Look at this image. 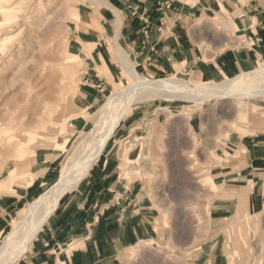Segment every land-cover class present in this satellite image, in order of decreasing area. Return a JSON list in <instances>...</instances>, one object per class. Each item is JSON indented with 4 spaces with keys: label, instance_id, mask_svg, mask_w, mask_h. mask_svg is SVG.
Returning <instances> with one entry per match:
<instances>
[{
    "label": "rangeland",
    "instance_id": "1",
    "mask_svg": "<svg viewBox=\"0 0 264 264\" xmlns=\"http://www.w3.org/2000/svg\"><path fill=\"white\" fill-rule=\"evenodd\" d=\"M102 10L87 0H0V244L29 202L69 170L61 173L69 150L91 130L107 98L135 83L112 48L118 69L88 43L86 33L100 32ZM206 25L231 37L216 19ZM96 74L110 86L92 107L86 80ZM173 77L192 86L217 84L192 83L201 80L193 75L164 79ZM263 105L264 96L204 106L157 98L135 104L87 179L53 215L71 218L86 197H95L87 230L62 245L61 256L111 259L103 250L111 225L119 223L120 264H264V205L240 200L223 175L230 165L224 149L246 133ZM20 169L25 175L13 180ZM8 203L18 208L5 218L1 208ZM128 216L148 228L124 241Z\"/></svg>",
    "mask_w": 264,
    "mask_h": 264
},
{
    "label": "crops",
    "instance_id": "2",
    "mask_svg": "<svg viewBox=\"0 0 264 264\" xmlns=\"http://www.w3.org/2000/svg\"><path fill=\"white\" fill-rule=\"evenodd\" d=\"M104 2L112 9L101 6L103 10L100 11L97 20L100 32L86 34L88 43L97 46L103 60L104 57L109 60L113 69L120 66L113 61L110 49L116 52L118 47L131 57L136 70L157 80L170 76L193 75L201 80H192L190 81L192 83L214 84L218 82L208 83L202 80L234 78L264 64V0ZM210 19L221 22L231 37L210 33L206 25ZM119 62L123 66L120 60ZM86 85L88 103L92 107L98 106L109 92V81L96 74L86 80ZM130 112L125 115L122 123ZM223 156L230 160V165L224 169L223 174L226 184L236 189L240 200L255 206H263L264 105L259 108L258 116L250 121L246 133L235 145H229L224 149ZM23 170L13 172L11 175L13 180L23 177L25 175ZM111 184H116V181ZM111 184L107 183L109 189ZM113 188L110 191H113ZM71 194L65 196L63 200ZM23 199L24 197L21 200ZM84 201L88 203L86 206L84 204L79 212L85 210L86 212H83L80 218H74L75 215L78 217V212L71 214V218L64 214L55 219L53 218L55 212L32 242L27 254L17 264H120L118 258L120 251L117 248L122 244L119 223L111 225L108 235L110 244L103 250L111 254V259L94 263L80 255L61 256L60 247L87 230L83 229V225L88 222L89 211L93 207L95 197L94 199L86 197ZM17 208L18 204L8 203V206L1 210L7 212L5 218H9ZM126 220L128 223L124 226L122 234L124 241L131 237L135 238L137 232L142 234L148 228L145 222L138 221L133 224L131 216Z\"/></svg>",
    "mask_w": 264,
    "mask_h": 264
},
{
    "label": "bare ground",
    "instance_id": "3",
    "mask_svg": "<svg viewBox=\"0 0 264 264\" xmlns=\"http://www.w3.org/2000/svg\"><path fill=\"white\" fill-rule=\"evenodd\" d=\"M87 1L112 9L101 0ZM116 54L135 83L125 89H117L107 98L102 110L93 117L91 130L83 134L82 139L69 150L61 173L66 167L69 170L64 175L60 173L58 180L20 213L18 222L0 244V264H17L27 254L30 245L42 232L63 198L87 179L104 155L123 118L135 104L147 98H157L204 106L212 101L246 100L264 96V64L259 69L233 79H224L214 85L192 86L178 78L156 80L144 77L136 70L131 57L124 50L118 47Z\"/></svg>",
    "mask_w": 264,
    "mask_h": 264
}]
</instances>
